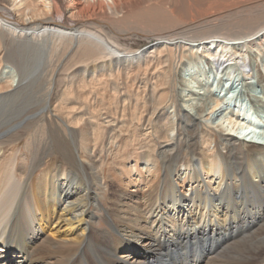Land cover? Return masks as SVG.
<instances>
[{
	"label": "bare ground",
	"instance_id": "1",
	"mask_svg": "<svg viewBox=\"0 0 264 264\" xmlns=\"http://www.w3.org/2000/svg\"><path fill=\"white\" fill-rule=\"evenodd\" d=\"M179 1L0 0V264H264V0Z\"/></svg>",
	"mask_w": 264,
	"mask_h": 264
},
{
	"label": "rangeland",
	"instance_id": "2",
	"mask_svg": "<svg viewBox=\"0 0 264 264\" xmlns=\"http://www.w3.org/2000/svg\"><path fill=\"white\" fill-rule=\"evenodd\" d=\"M251 1H254V0H193L192 2H196V4L198 3L199 6H202V8H204V9H206L208 11H216V10H220L224 6L232 7V6L238 5L240 3H246V2L249 3ZM176 3H180L181 4L182 1L177 0ZM205 5H208V6H205ZM257 15L260 16V17H262V16L264 17V6H262L261 8H257L256 11L254 13H252L251 18L253 16H257ZM242 16H244V15H242ZM187 17L188 18H191L193 16H191L190 14H188ZM229 20L230 21H233L234 19L233 18H230ZM221 32H224V30H222ZM133 38H129V39L125 40V42L127 44H131L132 45V47L130 49H129V46H128V49L130 51L135 50V47H133L134 45L142 46L145 43V41L142 40L141 38H137V37H133ZM211 74H212V77H213V72H211ZM248 107L251 108L250 105H248ZM260 124H263V122L260 123ZM253 127L259 128L260 125H256V126H253ZM29 133H31V131H28L27 132L26 137L27 136L28 137L30 136ZM26 137L23 140H25ZM59 139H58L59 141H57L56 144H54V145H56V147L54 148V154L53 155L55 156V158H57V160H55V164L58 165L61 162V163L65 164V165H67L68 168H71V169H74L75 170L76 169L75 168V160L71 156V154H72L73 151H71L72 148L70 146V143L66 139H62V138H59ZM21 143L24 144L23 141H21L20 143H15V145H14L15 148L12 146L13 151L16 148H18L20 150V152H23L24 150L26 151V149H24V147H23L24 145L21 144ZM10 151H11V148L8 149L5 154L6 155H9L8 153H10ZM110 157H111V155H110ZM106 160H108V164L105 166V168H106V173L108 174L109 173V169L108 168L114 167L115 166V162H113L111 160V158L110 159H107L106 158ZM109 187H110V185H109ZM106 188H108V187H105V189L103 190L102 195H101V198L104 199V201H102L103 205L106 208H108L109 211L112 210L113 213L120 214L119 213L120 211L118 210L117 203L114 200V195L111 192L108 194ZM125 215H127V214H125ZM96 221L97 222L94 224L95 227L101 228L102 226H104V222L102 220L97 219ZM62 229H64V228H62Z\"/></svg>",
	"mask_w": 264,
	"mask_h": 264
}]
</instances>
